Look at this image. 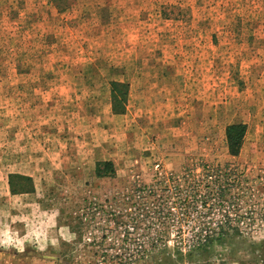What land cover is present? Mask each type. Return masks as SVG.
<instances>
[{"label":"rangeland","instance_id":"obj_1","mask_svg":"<svg viewBox=\"0 0 264 264\" xmlns=\"http://www.w3.org/2000/svg\"><path fill=\"white\" fill-rule=\"evenodd\" d=\"M0 264H264V0H0Z\"/></svg>","mask_w":264,"mask_h":264},{"label":"trees","instance_id":"obj_2","mask_svg":"<svg viewBox=\"0 0 264 264\" xmlns=\"http://www.w3.org/2000/svg\"><path fill=\"white\" fill-rule=\"evenodd\" d=\"M111 87H112L113 113L116 115L125 114L126 113L125 104L128 100L129 92H130L129 84L112 82ZM246 131H247L246 125H242V124L232 125L227 129V141H228L229 151L231 155L233 156L239 155L242 145H243L245 135H246ZM96 170H97V175L99 177H110V176H114L115 174L113 164L109 161L98 162ZM16 180L28 183V185H30L29 188H27V186L23 185L22 183L18 185ZM31 185H32L31 178H28V177L25 178V177H20V176H15V175H12L10 177V187H11V192L13 194L30 193L32 192ZM17 186L19 187V189L17 188ZM230 236H233V235L228 234V235L221 236L218 238L209 237L205 239V243L211 244L215 240L224 242L226 240H229ZM140 254L141 255L139 256H142L143 258L146 256L147 257L152 256V254L150 253H140ZM131 256L132 255H130V257Z\"/></svg>","mask_w":264,"mask_h":264},{"label":"built area","instance_id":"obj_3","mask_svg":"<svg viewBox=\"0 0 264 264\" xmlns=\"http://www.w3.org/2000/svg\"><path fill=\"white\" fill-rule=\"evenodd\" d=\"M156 170H159V168H160V165L158 164V165H156ZM168 185L171 187V184L170 183H168ZM140 189H142V190H144V193L145 194H150V195H152V194H154L155 192H152V191H149L148 192V190H151L150 189V187H146V186H143V187H141ZM156 194V193H155ZM172 195H174V196H176L177 197V188H176V191H175V193L174 194H172ZM187 197H189V196H187ZM146 218H149V215H146ZM234 231V230H233ZM229 233H223L222 232V234H220V235H214V236H217V237H220V236H225V235H228ZM212 238L213 237V233L211 232V233H207V235H206V237L203 239V241L205 242V239L206 238ZM156 240H153V242H155ZM138 253H152V251H145V250H138L137 251Z\"/></svg>","mask_w":264,"mask_h":264},{"label":"crops","instance_id":"obj_4","mask_svg":"<svg viewBox=\"0 0 264 264\" xmlns=\"http://www.w3.org/2000/svg\"><path fill=\"white\" fill-rule=\"evenodd\" d=\"M130 108H131V106H128V111H130ZM118 117L127 118V117H129V114H128V112H127L126 115H124V116H118Z\"/></svg>","mask_w":264,"mask_h":264},{"label":"flooded vegetation","instance_id":"obj_5","mask_svg":"<svg viewBox=\"0 0 264 264\" xmlns=\"http://www.w3.org/2000/svg\"><path fill=\"white\" fill-rule=\"evenodd\" d=\"M154 251H156V250H152V252H154Z\"/></svg>","mask_w":264,"mask_h":264}]
</instances>
